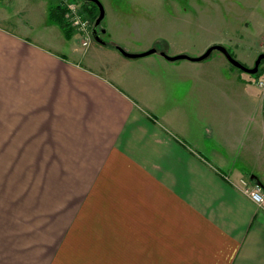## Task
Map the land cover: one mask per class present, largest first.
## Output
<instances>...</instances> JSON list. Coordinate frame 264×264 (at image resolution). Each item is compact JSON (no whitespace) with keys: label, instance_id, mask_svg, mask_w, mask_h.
I'll return each instance as SVG.
<instances>
[{"label":"crops","instance_id":"0c3cea01","mask_svg":"<svg viewBox=\"0 0 264 264\" xmlns=\"http://www.w3.org/2000/svg\"><path fill=\"white\" fill-rule=\"evenodd\" d=\"M14 26L0 16V163L22 166L0 175V264H264V92Z\"/></svg>","mask_w":264,"mask_h":264},{"label":"rangeland","instance_id":"374dc122","mask_svg":"<svg viewBox=\"0 0 264 264\" xmlns=\"http://www.w3.org/2000/svg\"><path fill=\"white\" fill-rule=\"evenodd\" d=\"M65 1L76 2V0H0V16L12 21L17 30L24 29L32 39L44 38L54 43L55 49L66 54H69L67 48L75 46L76 54L80 55L88 48L81 47V40L74 30L70 29V39L76 37V42H66L60 27L50 23L48 19L49 7L56 4L64 6ZM98 1L105 12L103 20L97 27L101 39L108 43L109 47L113 45L130 54L132 51L146 52L156 49L166 50L168 54H165L168 57L185 55L196 58L211 46L220 45L241 65L252 68L258 55L262 53L264 0ZM77 2L83 9L85 3L80 0ZM85 6L92 9L90 4ZM84 11L83 9L82 12L85 14ZM87 18L90 19L89 16ZM101 31H104V34H101ZM57 45L61 47H56ZM90 46L101 48L93 41ZM150 46L153 48L148 49ZM88 51L91 53L92 48ZM102 52L104 54L102 58L110 62L107 52ZM189 64L191 73L192 69L196 68L199 77L196 75L195 80H248L254 95L264 92V88L257 87V82H264V61L259 66L261 69L259 75H248L237 70L217 51L212 52L203 61ZM4 152L5 150L0 149V156ZM20 167L22 166L0 163V175L16 171Z\"/></svg>","mask_w":264,"mask_h":264},{"label":"water","instance_id":"95a60500","mask_svg":"<svg viewBox=\"0 0 264 264\" xmlns=\"http://www.w3.org/2000/svg\"><path fill=\"white\" fill-rule=\"evenodd\" d=\"M82 2H90L93 5L96 6V8L98 9V16L94 22V26L92 29V39L93 41L97 44V45H101V46H105V42L101 39L100 34L97 31V27L99 26L100 22L103 20L105 12L104 9L101 5V3L98 0H80ZM101 34H104V31H101ZM115 50L122 55L125 58H129V59H136V58H142V57H146L149 55H152L155 53V50L151 49L148 50L146 52L140 53V54H130L125 52L124 50H122L119 47H116ZM217 51L219 53H221L225 59L227 60V62L234 68L238 69L239 71L248 74V75H256L259 71V66L262 60H264V53H261L258 55L254 65L252 68H246L243 65H241L237 60H235L233 57H231V55L228 53V51L226 50V48H224L223 46L220 45H214L211 46L210 48H208L201 56L196 57V58H190L188 56L185 55H177V56H173V57H168L165 53H160V56L165 58L168 61L171 62H175V61H179V60H186V61H190V62H200L203 61L205 59H207L212 52ZM263 113H264V102H263Z\"/></svg>","mask_w":264,"mask_h":264},{"label":"built area","instance_id":"2783aa9c","mask_svg":"<svg viewBox=\"0 0 264 264\" xmlns=\"http://www.w3.org/2000/svg\"><path fill=\"white\" fill-rule=\"evenodd\" d=\"M65 14H66V22L68 27L76 33V35L81 40V47L84 49L88 48L91 44V23L86 18L85 14L82 12L79 4L75 2L65 1L64 6ZM262 52L264 53V41L261 46ZM257 86L259 88H264V82H257ZM243 186V192L251 198V200L260 205L263 202V194L259 185L247 182V180H243L240 182Z\"/></svg>","mask_w":264,"mask_h":264},{"label":"trees","instance_id":"16d2710c","mask_svg":"<svg viewBox=\"0 0 264 264\" xmlns=\"http://www.w3.org/2000/svg\"><path fill=\"white\" fill-rule=\"evenodd\" d=\"M76 1H78V0H76ZM83 3L90 4L92 6V9H91L89 7H86L84 4L83 9L85 10L84 12L91 18V20L94 23V21L96 20V18L98 16V10H97L96 6L90 2H83ZM47 14H48L49 22L60 27V29L62 30V32L65 36V39L69 40L71 37V31H70V28L68 27V24L65 21V9L59 4L52 5L49 7ZM263 61L264 60L261 61L260 66H261ZM260 71H261V69L259 67V71H258L257 75L260 74Z\"/></svg>","mask_w":264,"mask_h":264},{"label":"flooded vegetation","instance_id":"af4514ba","mask_svg":"<svg viewBox=\"0 0 264 264\" xmlns=\"http://www.w3.org/2000/svg\"><path fill=\"white\" fill-rule=\"evenodd\" d=\"M72 2V1H71ZM75 3H77L78 4V2L76 1ZM61 5V4H60ZM81 8V7H80ZM81 10H83V9H81ZM98 10V9H97ZM85 16H86V13H85ZM88 17V16H87ZM86 17V18H87ZM90 18V17H89ZM88 19V18H87ZM89 21H90V23H91V32H92V29H93V26H94V23H93V21L91 20V18L90 19H88ZM95 22V21H94ZM91 37H92V34H91ZM93 41V39H91V42ZM94 42V41H93ZM91 45V44H90ZM105 45L106 46H108V43H105ZM111 48H113L114 50H115V46H111ZM151 50V49H150ZM153 50H155V52L157 51L156 49H153ZM227 50V49H226ZM116 51V50H115ZM228 51V50H227ZM163 51H161L160 53H162ZM159 53V54H160ZM164 53V52H163ZM229 53V52H228ZM263 53V52H262ZM231 55V54H230ZM232 57V56H231ZM238 70V69H237Z\"/></svg>","mask_w":264,"mask_h":264}]
</instances>
